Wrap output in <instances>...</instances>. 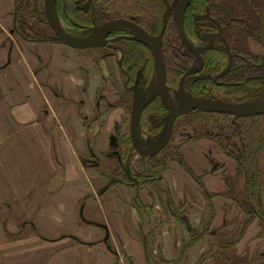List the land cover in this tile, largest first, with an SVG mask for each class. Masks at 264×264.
Returning a JSON list of instances; mask_svg holds the SVG:
<instances>
[{"label": "crops", "instance_id": "0c3cea01", "mask_svg": "<svg viewBox=\"0 0 264 264\" xmlns=\"http://www.w3.org/2000/svg\"><path fill=\"white\" fill-rule=\"evenodd\" d=\"M13 25L14 0H0V130L20 131L16 141L32 169L14 194L30 190L32 207L38 194L46 195L42 209L53 213L36 223L40 237L59 236L60 244L70 239L66 234L74 236L68 247L40 252L41 264H196L203 256V264H215L218 243L226 239L238 241L249 264H264V226L258 218L245 226L247 213L225 195L227 179L237 174L233 158L214 141L189 134L174 148L191 172L169 159L145 166L142 184L107 186L114 173L108 168L130 131L119 93L109 88L115 87L114 57L94 60L64 43L21 40ZM250 47L264 54L258 40L250 39ZM156 174L165 190L156 186ZM78 213L92 226L79 222ZM193 230L202 237L180 262ZM21 253L1 251L0 264L38 256Z\"/></svg>", "mask_w": 264, "mask_h": 264}, {"label": "trees", "instance_id": "16d2710c", "mask_svg": "<svg viewBox=\"0 0 264 264\" xmlns=\"http://www.w3.org/2000/svg\"><path fill=\"white\" fill-rule=\"evenodd\" d=\"M172 1L57 0V5L60 16L70 24L88 28L124 18L134 21L151 34H158L164 27L165 9ZM184 25L187 36L194 45V39H198L201 34H218L220 27L223 31V36L207 49L202 69L195 73L212 74L215 77L191 80V93L230 102L253 101L264 97V54L253 52L250 47V39L258 40L264 47V0H191L184 13ZM13 31L26 41L61 42L55 37L48 22L45 0H14ZM119 41L125 51L122 74L126 77L128 69L131 88L124 89L117 104L128 108L135 98L133 87L147 84V79H150V74L154 72V55L152 49L141 40L127 38ZM227 44L232 49L234 60L231 70L221 75L230 63ZM163 53L167 67V83L169 86L178 87L182 76L192 68L196 56L181 40L175 20L167 24ZM141 71L147 79L138 81ZM144 110L145 113L153 111L157 119L167 112L159 96ZM194 112L206 114L205 130L195 137L213 140L218 148L233 158L238 165L236 177L227 179L230 190L225 195L235 199L247 213L245 226L257 218L264 226V114L235 117L217 111ZM169 159L180 162L191 172L180 152L171 155L169 153L163 160H156L154 166H158V162L165 165ZM196 180L205 190L202 179L196 177ZM118 182L112 181L109 186ZM157 183H161V178ZM205 194L210 196L206 190ZM201 237L202 234L198 230L192 231V239L185 246L180 262L189 248ZM237 244L236 239L220 241L215 264H249L250 259L247 256L238 254ZM204 260L205 256L196 264H203Z\"/></svg>", "mask_w": 264, "mask_h": 264}, {"label": "rangeland", "instance_id": "374dc122", "mask_svg": "<svg viewBox=\"0 0 264 264\" xmlns=\"http://www.w3.org/2000/svg\"><path fill=\"white\" fill-rule=\"evenodd\" d=\"M178 0H173L170 4L171 6H174L177 3ZM174 8L171 10L170 6L166 7L165 14H164V24L165 22L168 24V22L175 20L174 15ZM56 11H57V17L59 21L62 23L64 28L71 33L72 35L79 37V38H90L93 35L96 34V32L104 25H96L91 27H81L79 25L70 24L66 22L59 13L58 5L56 3ZM106 24V23H105ZM164 28V27H163ZM167 28V27H166ZM163 30V29H162ZM49 33H51L50 30H48ZM162 32V31H161ZM158 34H153L155 36H159ZM52 34V33H51ZM136 34V31L128 28L118 29L113 31L106 40H110L112 38H118L122 36L123 38L116 39L114 42L106 44L105 46L101 47H94V48H85V49H77L80 52L85 53L86 55L89 54L94 58V60L103 59L106 56H113L112 63L114 65L115 70V77L113 83H114V89L112 88L111 84L109 86L110 89L113 91L116 90L119 93V96L122 95L124 89L126 87L131 88L129 85V79L130 74L128 72V69H126V77L121 76L118 66L116 65L115 61L118 60L120 65V71L123 70V58H124V49L120 46L121 39H127L128 36ZM55 35V34H54ZM18 36V35H17ZM19 37V36H18ZM20 38V37H19ZM21 40H24L20 38ZM219 39V36L216 34H201V36L198 39H194L195 46L201 50L203 48V45H211L213 46L215 41ZM50 42V41H48ZM56 43H61L59 41H53ZM154 55V54H153ZM116 58V59H115ZM154 61V72L151 75L150 79L143 74L141 71L138 76V81H142L144 79H147V84L142 85L141 87H133L134 88V100L139 96H144L147 99L152 98L157 90H158V69L155 57L153 59ZM198 59L196 58L194 61L193 66L197 65ZM192 66V67H193ZM192 86V81L188 78L187 83L185 85V90L187 92H190ZM171 94L173 98H176L174 95V89L177 87L169 86ZM256 100H264V97L258 98ZM134 102V101H133ZM133 102L128 106V108H124L127 113V119L130 124L131 119V110ZM145 109V108H144ZM169 114V110L167 109V112H165L164 115H162L160 118H156V115L153 113V111L145 113V110L143 111L140 120H139V140L140 144L143 146L146 150H152L159 141L164 137L166 132V122L167 117ZM206 114L202 112H190L186 114H182L178 117L174 132L171 137L170 142L168 145L161 150L157 155L153 157H147L143 154H141L132 144L131 142V136L130 131H128V134L124 140L121 141L119 149L115 152L114 156V162L112 168H108V170L114 171L112 176V180H110L107 184L109 186L112 181H119L118 183L123 184H131L133 185L134 182L131 181L126 174V170H131L134 177H136L137 182L143 183V178H145V175H139L142 174V170L145 166L150 165L154 166L157 162L156 160L160 161L165 158L169 153L170 155L172 153L178 152L175 151V145L178 139H180L182 136L192 134V136L195 137V135H198L201 132H204L205 130V120ZM37 133V132H35ZM18 134H20V131L17 133H14V130H0V252L1 251H7L8 253H13V251H21L22 256H30L33 255L32 251H35L36 258L29 259V262L27 264H41V261H43L42 258L44 254L40 252H52L59 249V245L63 246H70V244L74 243V236L71 232L69 235L70 239L68 241H62L60 244L55 243L59 241V236H49L47 237H40V235L37 233V222L41 221V223L46 222L48 218H50V213L42 209L43 205V197L46 196L45 194H38L35 198V203L33 207L29 204L32 201L29 199L30 196V190L26 194H14L16 190H18V187L21 185V182H27L31 174L32 169L30 168L31 164L27 161V153L26 149L23 147H19L16 140L18 139ZM36 138V137H35ZM26 139V136L24 137ZM213 141V140H212ZM216 143V142H215ZM217 145V144H216ZM153 158V159H152ZM101 162H104L103 165H106L105 162L107 161L106 158H100ZM52 161V159H51ZM58 163H52V166ZM156 165H160L159 162ZM53 168V167H52ZM151 169V168H150ZM146 172V170H143ZM110 172V171H109ZM157 172V170H156ZM31 173V174H30ZM156 182L159 181V177L156 174ZM31 178V177H30ZM130 180V182H128ZM32 181H37L36 179L32 178ZM96 180H94L95 182ZM42 182V180H41ZM93 182V183H94ZM132 182V183H131ZM116 183V182H115ZM117 183V184H118ZM136 183V182H135ZM158 184V183H157ZM160 191L162 189L165 190V184L159 183L156 185ZM37 187V185H36ZM142 188L145 187V185H141ZM37 189V188H35ZM33 191V190H31ZM84 203V202H83ZM76 205V203H73V207ZM31 207V208H29ZM83 212V211H82ZM74 214L73 212H70V214ZM49 214V215H48ZM84 215V213H83ZM80 217V214H77L78 219L80 220L82 224L91 225L93 222L87 218H84V216ZM92 226V225H91ZM60 242V241H59ZM5 259H2L3 264H25L24 262L27 261V259L20 261H17L12 257L11 259L8 258L5 263Z\"/></svg>", "mask_w": 264, "mask_h": 264}, {"label": "water", "instance_id": "95a60500", "mask_svg": "<svg viewBox=\"0 0 264 264\" xmlns=\"http://www.w3.org/2000/svg\"><path fill=\"white\" fill-rule=\"evenodd\" d=\"M191 0H178L174 6H170L172 10L174 8L175 22L178 28L179 35L184 45L190 50L198 59L197 65L189 69L184 76L180 79L179 85L174 89V95L177 103L170 101L169 97L171 94L170 87L167 83V67L166 60L163 53V38L166 31L167 23L165 22L164 28L159 36H155L149 33L145 28L135 23L132 20L119 18L104 24L95 35L90 38H79L71 33H69L57 17L56 3L57 0H45V9L48 22L54 31L55 37L62 43L77 49L94 48L105 46L106 44L114 42L116 39L123 38L122 36L118 38H112L106 40L108 35L120 28H128L136 31V34L128 36V38L138 39L146 43L153 51L157 69H158V90L156 94L147 99L144 96L137 97L132 105L131 119H130V134L133 146L143 155L147 157H153L158 154L162 149H164L171 140L174 132V127L178 117L182 114L194 112L196 110H206V111H217L225 112L234 115L235 117L241 116H254L264 114V103L263 100H253L246 102H230L221 100L215 97H205L197 96L191 92L185 90V85L187 79L190 80L198 79L200 77L212 78L215 75L202 73L196 75L195 73L200 71L205 63L204 55L207 49L211 45H207L199 50L193 45L187 36L185 25H184V13L187 6L190 4ZM56 17L54 16V12ZM219 36H223L222 28L220 27ZM227 51L230 56V63L226 71L221 75L227 74L233 65L234 55L231 47L227 44ZM172 95V94H171ZM160 97L164 106L169 110V114L166 122V132L164 137L159 141V143L152 149L146 150L140 144L139 140V120L144 111V108L156 97ZM173 97V96H172ZM126 174L132 180H136L133 176L131 170L127 169Z\"/></svg>", "mask_w": 264, "mask_h": 264}, {"label": "bare ground", "instance_id": "6f19581e", "mask_svg": "<svg viewBox=\"0 0 264 264\" xmlns=\"http://www.w3.org/2000/svg\"><path fill=\"white\" fill-rule=\"evenodd\" d=\"M54 12V11H53ZM54 16L56 17V13L54 12ZM169 99H170V101H172L173 103H177L176 101H175V99L172 97V95L170 94V97H169ZM261 103H264V100L263 101H261Z\"/></svg>", "mask_w": 264, "mask_h": 264}, {"label": "flooded vegetation", "instance_id": "af4514ba", "mask_svg": "<svg viewBox=\"0 0 264 264\" xmlns=\"http://www.w3.org/2000/svg\"><path fill=\"white\" fill-rule=\"evenodd\" d=\"M170 6H171V5H170ZM80 26L83 27V25H80ZM117 30H118V29H117ZM111 33H112V32H111ZM111 33H110V34H111ZM108 36H109V35H108ZM130 36H131V35H130Z\"/></svg>", "mask_w": 264, "mask_h": 264}]
</instances>
